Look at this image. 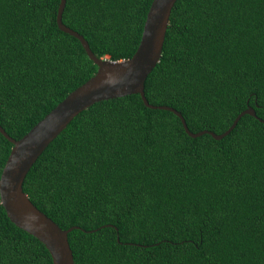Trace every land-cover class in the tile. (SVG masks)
<instances>
[{
  "label": "trees",
  "instance_id": "obj_1",
  "mask_svg": "<svg viewBox=\"0 0 264 264\" xmlns=\"http://www.w3.org/2000/svg\"><path fill=\"white\" fill-rule=\"evenodd\" d=\"M153 0H67L63 23L111 61L136 53ZM61 0H0V125L24 137L98 67ZM139 94L79 114L28 173L75 264H264V0H178ZM0 133V178L12 150ZM0 264H53L0 202Z\"/></svg>",
  "mask_w": 264,
  "mask_h": 264
},
{
  "label": "water",
  "instance_id": "obj_2",
  "mask_svg": "<svg viewBox=\"0 0 264 264\" xmlns=\"http://www.w3.org/2000/svg\"><path fill=\"white\" fill-rule=\"evenodd\" d=\"M66 1L61 0L58 9V27L80 41L88 57L98 67L96 74L71 92L20 140L12 138L0 125V133L13 145L0 178L1 205L15 226L46 246L53 264H75L69 233L77 227L62 229L31 202L24 192L23 185L39 157L79 114L96 103L139 94L146 107L168 110L176 114L192 138L210 134L216 140L227 136L242 116L249 114L256 117L255 110L250 108L242 112L231 128L222 135L208 131L193 133L180 112L172 107L154 106L149 103L145 96V81L162 58L171 13L178 0H153L139 47L132 58L123 61L98 58L84 36L63 23Z\"/></svg>",
  "mask_w": 264,
  "mask_h": 264
}]
</instances>
